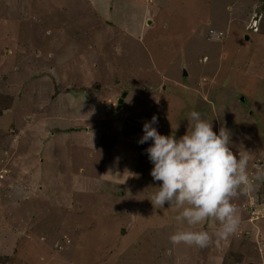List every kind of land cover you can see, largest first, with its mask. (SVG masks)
<instances>
[{"label": "rangeland", "instance_id": "1", "mask_svg": "<svg viewBox=\"0 0 264 264\" xmlns=\"http://www.w3.org/2000/svg\"><path fill=\"white\" fill-rule=\"evenodd\" d=\"M191 111L264 169V0H0V264H264V182L205 248L149 204L143 125L179 139Z\"/></svg>", "mask_w": 264, "mask_h": 264}, {"label": "clouds", "instance_id": "2", "mask_svg": "<svg viewBox=\"0 0 264 264\" xmlns=\"http://www.w3.org/2000/svg\"><path fill=\"white\" fill-rule=\"evenodd\" d=\"M188 121V131L177 139L174 134H159L154 127L158 118L153 115L144 123V134L138 143L152 141L145 150L153 164L150 175L154 181L162 182L151 196V203L154 208L162 209L167 203L170 208L181 209L175 220L187 225L170 235V243L205 248L213 242L212 236L207 231L194 230L195 226L215 218L220 225L215 233L217 240L235 234L240 220L232 199L238 192L253 191L256 182H264V169L249 175L250 154L239 152L237 158L229 147L230 133L225 128L221 127L217 135L212 123L197 111L189 113Z\"/></svg>", "mask_w": 264, "mask_h": 264}, {"label": "water", "instance_id": "3", "mask_svg": "<svg viewBox=\"0 0 264 264\" xmlns=\"http://www.w3.org/2000/svg\"><path fill=\"white\" fill-rule=\"evenodd\" d=\"M245 38L247 39L248 37L245 36ZM185 74H186V71H185ZM126 95H127V92L123 93L122 96L118 99V106H117V108H121L122 107Z\"/></svg>", "mask_w": 264, "mask_h": 264}, {"label": "crops", "instance_id": "4", "mask_svg": "<svg viewBox=\"0 0 264 264\" xmlns=\"http://www.w3.org/2000/svg\"><path fill=\"white\" fill-rule=\"evenodd\" d=\"M121 178V177H120ZM120 180V181H119ZM119 180H114L113 182H120V183H122V184H126V182H125V180H124V178L123 179H119ZM130 181V180H129ZM129 181H128V183H129ZM101 182V181H100ZM98 190H100V186L97 188V189H95V194L94 195H96V192L98 191ZM101 192V190L100 191H98V193H100ZM149 204H151V201H150V203ZM164 208V207H163ZM164 210V209H163ZM157 214H159V212H157Z\"/></svg>", "mask_w": 264, "mask_h": 264}, {"label": "built area", "instance_id": "5", "mask_svg": "<svg viewBox=\"0 0 264 264\" xmlns=\"http://www.w3.org/2000/svg\"><path fill=\"white\" fill-rule=\"evenodd\" d=\"M213 33H215V32H212L211 35H212ZM220 34H221V33H220ZM220 34H219V33H215V37H216V36H220ZM212 37H213V35H212Z\"/></svg>", "mask_w": 264, "mask_h": 264}, {"label": "trees", "instance_id": "6", "mask_svg": "<svg viewBox=\"0 0 264 264\" xmlns=\"http://www.w3.org/2000/svg\"><path fill=\"white\" fill-rule=\"evenodd\" d=\"M82 142H84V143H85V142H86V140H83Z\"/></svg>", "mask_w": 264, "mask_h": 264}, {"label": "bare ground", "instance_id": "7", "mask_svg": "<svg viewBox=\"0 0 264 264\" xmlns=\"http://www.w3.org/2000/svg\"><path fill=\"white\" fill-rule=\"evenodd\" d=\"M247 5V4H246ZM2 100V99H1ZM261 125V124H260ZM46 127V126H45Z\"/></svg>", "mask_w": 264, "mask_h": 264}]
</instances>
